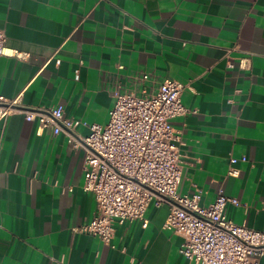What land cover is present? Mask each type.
<instances>
[{
	"label": "crops",
	"instance_id": "crops-1",
	"mask_svg": "<svg viewBox=\"0 0 264 264\" xmlns=\"http://www.w3.org/2000/svg\"><path fill=\"white\" fill-rule=\"evenodd\" d=\"M0 30L29 53L0 55V94L62 104L81 121L76 137L106 122L116 91L186 83L188 110L171 119L177 191L202 205L222 192L237 200L225 204L229 219L264 230V0H0ZM0 143V264H195L163 227L166 203H149L145 225L115 222L110 244L74 229L96 202L82 186L84 149L65 133L15 112L0 120Z\"/></svg>",
	"mask_w": 264,
	"mask_h": 264
},
{
	"label": "built area",
	"instance_id": "built-area-1",
	"mask_svg": "<svg viewBox=\"0 0 264 264\" xmlns=\"http://www.w3.org/2000/svg\"><path fill=\"white\" fill-rule=\"evenodd\" d=\"M6 40L0 30V55L28 58L27 51L7 46ZM239 64L248 66L249 57H240ZM141 78L147 79L148 74ZM185 87L186 83L166 79L148 94L116 91L106 122L87 123L88 133L78 137L75 128L81 121L66 116L62 104L23 106L20 94H0V120L22 112L27 120H37L39 130L63 132L74 147L84 149L82 186L93 193L96 206L91 220L75 230L110 244L115 222L141 219L145 225L149 203H166L163 227L182 235L179 251L187 259L195 264H259L264 256V230L235 223L226 216L225 204L236 202L235 198L218 192L210 203L202 205L198 192L177 191L181 137L171 119L188 110L181 100ZM229 173L238 171L230 168Z\"/></svg>",
	"mask_w": 264,
	"mask_h": 264
},
{
	"label": "water",
	"instance_id": "water-1",
	"mask_svg": "<svg viewBox=\"0 0 264 264\" xmlns=\"http://www.w3.org/2000/svg\"><path fill=\"white\" fill-rule=\"evenodd\" d=\"M157 193V192H156ZM163 196V195H162ZM163 197H165V196H163ZM166 199H167V197H166ZM169 200V199H168Z\"/></svg>",
	"mask_w": 264,
	"mask_h": 264
}]
</instances>
